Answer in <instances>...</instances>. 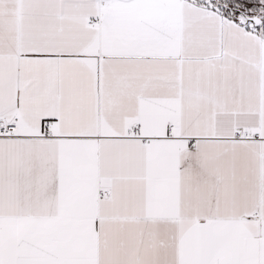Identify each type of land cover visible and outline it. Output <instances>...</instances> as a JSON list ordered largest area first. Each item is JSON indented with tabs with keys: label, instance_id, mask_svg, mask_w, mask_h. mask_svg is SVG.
Listing matches in <instances>:
<instances>
[{
	"label": "snow or ice",
	"instance_id": "obj_1",
	"mask_svg": "<svg viewBox=\"0 0 264 264\" xmlns=\"http://www.w3.org/2000/svg\"><path fill=\"white\" fill-rule=\"evenodd\" d=\"M0 264H264V0H0Z\"/></svg>",
	"mask_w": 264,
	"mask_h": 264
}]
</instances>
